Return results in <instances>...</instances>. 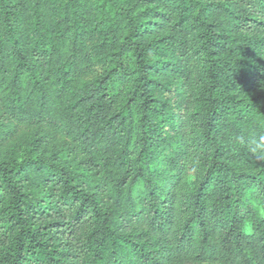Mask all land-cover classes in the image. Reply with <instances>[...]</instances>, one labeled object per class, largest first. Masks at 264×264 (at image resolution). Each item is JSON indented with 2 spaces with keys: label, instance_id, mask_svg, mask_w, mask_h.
<instances>
[{
  "label": "trees",
  "instance_id": "1",
  "mask_svg": "<svg viewBox=\"0 0 264 264\" xmlns=\"http://www.w3.org/2000/svg\"><path fill=\"white\" fill-rule=\"evenodd\" d=\"M0 264H264V0H0Z\"/></svg>",
  "mask_w": 264,
  "mask_h": 264
}]
</instances>
